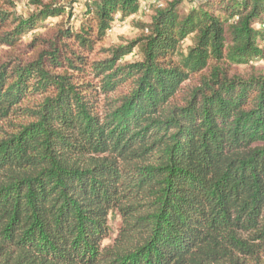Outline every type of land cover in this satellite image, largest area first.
<instances>
[{
  "label": "trees",
  "instance_id": "1",
  "mask_svg": "<svg viewBox=\"0 0 264 264\" xmlns=\"http://www.w3.org/2000/svg\"><path fill=\"white\" fill-rule=\"evenodd\" d=\"M59 1L24 16L0 0V46L32 52L0 64V264L263 252L264 75L236 68L264 56V0H88L77 24L39 34ZM143 8L137 38L95 48ZM111 212L121 227L102 246Z\"/></svg>",
  "mask_w": 264,
  "mask_h": 264
},
{
  "label": "rangeland",
  "instance_id": "2",
  "mask_svg": "<svg viewBox=\"0 0 264 264\" xmlns=\"http://www.w3.org/2000/svg\"><path fill=\"white\" fill-rule=\"evenodd\" d=\"M42 2H48L49 0H41ZM88 0H60L59 3L61 5H64L66 7L65 14L61 16L56 17H48L45 21V24L42 28H38V33L42 35H50V33L54 30H57L59 28L60 23H65L67 26H73L74 24H77L81 12L84 8V2ZM166 1L170 0H159V3H165ZM71 6L72 8V14H68V6ZM35 6L31 2V0H15V8L14 10L18 15H24L26 16L30 12L34 10ZM145 8V7H144ZM143 11L134 16L129 17L124 21H115L113 28L107 33L105 38L96 44L95 48H116L119 46H125L128 42L131 40L137 38L140 34V30L135 26L137 22L146 23L149 18V14L151 13V10L149 8L144 9ZM116 18V17H115ZM264 27V25H262ZM30 34L28 33L26 37L23 39L24 45L21 46L24 47L26 45V42L30 38ZM189 42L187 41L184 45L186 46ZM262 48L264 49V44L262 45ZM24 50H10L7 49L4 46H0V64L2 63H16L17 61H26L32 56V52L28 51L26 52ZM92 56H98L102 57V53L100 54H93ZM139 59L138 54H136V51L134 50L129 55L125 56L123 59L124 62H134ZM238 72L241 73H247L251 70H255L258 73H261L264 75V56L263 58H260L259 60L250 63L249 65L245 66H238L237 68ZM122 223V216L120 213L117 212H111L108 217V236L103 241L102 246H109L112 244L113 239L118 233L119 228L121 227ZM243 264H264V251L261 252L259 255L255 257H246L244 259Z\"/></svg>",
  "mask_w": 264,
  "mask_h": 264
}]
</instances>
